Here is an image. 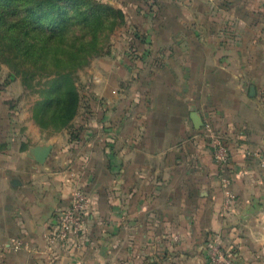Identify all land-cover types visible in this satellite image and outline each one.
<instances>
[{"label":"crops","instance_id":"0c3cea01","mask_svg":"<svg viewBox=\"0 0 264 264\" xmlns=\"http://www.w3.org/2000/svg\"><path fill=\"white\" fill-rule=\"evenodd\" d=\"M148 2L126 23L137 52L96 61L77 130L47 137L0 97V264H209L211 241L264 264V0ZM192 115L226 135V169ZM75 188L85 232L55 258Z\"/></svg>","mask_w":264,"mask_h":264},{"label":"rangeland","instance_id":"374dc122","mask_svg":"<svg viewBox=\"0 0 264 264\" xmlns=\"http://www.w3.org/2000/svg\"><path fill=\"white\" fill-rule=\"evenodd\" d=\"M96 1L123 10L109 0ZM143 1L139 0L135 10L133 7L132 11L123 10L126 23L132 19L139 20L141 16L139 9L144 10V6L150 4L147 0ZM91 24L96 31H103L98 34L99 39L97 38V46L102 49L100 48L99 55L81 59L83 62L81 65H78L79 59L65 54V51L70 50L69 43L61 39L58 32L55 38L33 33L30 38H28L29 35L25 36L26 41L18 39L10 42L7 39H0V97L4 99L14 121L18 116L22 118L29 116L25 123L31 119L33 126L47 137L55 136L62 131L77 130L76 119L79 116H85L83 111H86V108L83 106L95 98L92 90V72L96 67V61L100 58H105L106 61L124 60L130 51L133 54L137 52L132 49L130 39L140 36L138 29L127 28V24L118 27L106 23L102 27L99 26L98 19ZM44 26L47 35L56 32L54 25ZM78 31L75 32V36L79 34ZM69 72L71 77L64 78V73ZM61 85L64 86L61 87ZM74 92L78 93L79 105L71 111L72 120L69 119L67 123H63L62 118L63 124H58L60 122L58 120H51L57 109V105L52 102L61 99L62 104H67L72 100ZM58 115L61 116V113ZM37 129L35 130L38 131Z\"/></svg>","mask_w":264,"mask_h":264},{"label":"trees","instance_id":"16d2710c","mask_svg":"<svg viewBox=\"0 0 264 264\" xmlns=\"http://www.w3.org/2000/svg\"><path fill=\"white\" fill-rule=\"evenodd\" d=\"M97 19L102 27L106 23L118 27L126 24L123 10L96 0H0V39L10 42L18 39L26 41L25 36L29 35L30 38L33 33L55 38L58 32L61 39L69 43L70 50L65 51V54L79 59L78 65H81V59L100 54L101 47L97 46V38L103 31H96L91 24ZM44 25H54L56 32L47 35ZM76 31L79 32L77 36ZM67 76L71 77L70 72L64 73L63 77ZM52 103L57 105V109L51 120L60 121L58 124L67 123L73 118L72 109L79 105V96L74 92L72 100L67 104H62L61 99Z\"/></svg>","mask_w":264,"mask_h":264},{"label":"built area","instance_id":"2783aa9c","mask_svg":"<svg viewBox=\"0 0 264 264\" xmlns=\"http://www.w3.org/2000/svg\"><path fill=\"white\" fill-rule=\"evenodd\" d=\"M203 131L214 160L226 169L231 162V150L226 135L208 121L204 123ZM89 209V195L83 189L75 188L69 206L58 212L55 224L48 232L47 245L55 258L80 246ZM209 252V264H241L234 249L226 248L220 242L211 241Z\"/></svg>","mask_w":264,"mask_h":264},{"label":"water","instance_id":"95a60500","mask_svg":"<svg viewBox=\"0 0 264 264\" xmlns=\"http://www.w3.org/2000/svg\"><path fill=\"white\" fill-rule=\"evenodd\" d=\"M194 121H195V125L196 127L202 128L204 125V121L202 120V117H200V115H192ZM53 149V145L52 144H48V145H37L35 147H33L31 149V152L33 154L34 159L39 162V163H45L46 160L49 158L50 153Z\"/></svg>","mask_w":264,"mask_h":264}]
</instances>
